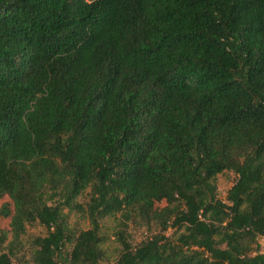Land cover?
<instances>
[{
    "label": "trees",
    "instance_id": "1",
    "mask_svg": "<svg viewBox=\"0 0 264 264\" xmlns=\"http://www.w3.org/2000/svg\"><path fill=\"white\" fill-rule=\"evenodd\" d=\"M5 196L0 264L35 222L33 264H100L117 216L113 264H264V0H0Z\"/></svg>",
    "mask_w": 264,
    "mask_h": 264
},
{
    "label": "rangeland",
    "instance_id": "2",
    "mask_svg": "<svg viewBox=\"0 0 264 264\" xmlns=\"http://www.w3.org/2000/svg\"><path fill=\"white\" fill-rule=\"evenodd\" d=\"M237 180V174L233 171H224L217 175L216 177V186H217V197L226 202L227 192L233 186L235 181ZM87 200V193L80 196L77 199V202L82 206V208H86L85 202ZM8 197H3L0 199V207L3 203L8 202ZM165 205V203H161V206ZM64 213L67 214V222L68 226L77 231L79 229H87L90 227V222L87 217L86 211H81L77 208H73L69 210L68 208H64ZM10 218H3L0 216V228L7 231L8 243L12 239V233L10 231L9 226ZM100 226V235L102 237V248L104 250V258L100 262V264H113L120 253L121 244L118 240L120 233L124 235V238L136 245L141 242L145 237L150 235L149 229L142 225L141 222L138 221H128L122 222L119 216L117 217H107L101 219L99 221ZM183 229L179 231L176 228H170L167 231V235L174 236L179 232H182ZM46 230L44 226L35 222L27 226L26 233L21 236L20 243L14 247L15 252L18 253V257L22 260V264H33L30 259V253L33 250V239L36 236H43ZM258 251L264 254V238L258 237Z\"/></svg>",
    "mask_w": 264,
    "mask_h": 264
}]
</instances>
